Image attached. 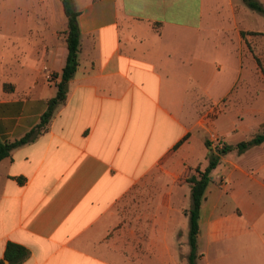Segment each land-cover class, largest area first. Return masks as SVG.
I'll return each mask as SVG.
<instances>
[{
    "label": "crops",
    "instance_id": "1",
    "mask_svg": "<svg viewBox=\"0 0 264 264\" xmlns=\"http://www.w3.org/2000/svg\"><path fill=\"white\" fill-rule=\"evenodd\" d=\"M73 1L81 42L66 103L47 132L0 162V259L13 242L30 252L21 264H188L179 208L191 189L174 198V179L152 175L162 164L188 174L219 147L207 141L235 146L264 133L248 17L241 25L234 0ZM15 13L0 6L1 141L39 124L68 54L47 23L33 55L32 26ZM209 107L224 110L210 120ZM198 243L202 264H264V143L213 170Z\"/></svg>",
    "mask_w": 264,
    "mask_h": 264
},
{
    "label": "trees",
    "instance_id": "2",
    "mask_svg": "<svg viewBox=\"0 0 264 264\" xmlns=\"http://www.w3.org/2000/svg\"><path fill=\"white\" fill-rule=\"evenodd\" d=\"M61 3L64 14L67 18V26L64 35L68 54L66 64L59 79L58 76H54V79H58L55 83L57 89L56 94L48 100V108L35 128L15 141H1L0 139V162L9 157L14 149L34 141L39 134L47 132L58 108L66 103L69 82L74 77L79 66L78 54L81 42L79 28L80 12L76 9L73 0H61ZM244 3L251 10L264 16V6L258 0H244ZM250 34L254 35L256 33ZM245 35L246 33L242 32V36L244 37ZM256 61L258 66H260L258 58H256ZM261 71L264 73V70L261 69ZM182 143L183 141H180L176 145V148ZM262 143H264V133L255 136L251 140L242 141L235 146L223 144L222 147H217L216 150H211L208 156V166L204 170H202L200 166H197L194 169V172L187 177L186 182L191 189V204L189 209L185 211V215L189 219L188 244L190 251L187 256L188 264H202V254L199 251L198 243L200 233V213L206 190L212 181L213 170L220 164L222 157L229 152L236 150L238 154H243L250 148L261 145ZM206 144L210 145L208 141ZM29 253V250L25 246L9 242L6 246L4 259H0V264H5L4 260H8L10 264H21L29 256Z\"/></svg>",
    "mask_w": 264,
    "mask_h": 264
},
{
    "label": "rangeland",
    "instance_id": "3",
    "mask_svg": "<svg viewBox=\"0 0 264 264\" xmlns=\"http://www.w3.org/2000/svg\"><path fill=\"white\" fill-rule=\"evenodd\" d=\"M258 1L261 2L264 6V0H258ZM227 3L228 1L226 0L225 4ZM8 4L10 5L13 4L16 6L15 18L17 20H24L25 22L30 23L32 26L31 46H32L33 55H34V50H37V48L41 47L42 39H45L44 43L46 42V34H43V31H46L45 26L47 25V23L54 24V26L57 28H55L53 31L57 32L60 35V37L65 38L64 32L67 26V18L64 14L61 0H0L1 7L2 6L5 7V5H8ZM246 8L247 6L244 5L243 0H234V10H235L236 19L242 25V23L247 22L246 19L248 17L247 26L248 28L253 29V33H256L250 36L249 45L253 52L255 61H256V58L259 59V62H260V66H258L259 69L264 70V16L253 10L252 11L249 10V14H248V12L243 11V9H246ZM216 14L217 13H214V15L212 16L214 18V21L218 20L215 17ZM225 14L226 16L231 15L230 21L233 19L231 9H229L228 11H225ZM49 32L51 31L49 30ZM36 59L37 58L32 60L33 69H34V66H38L39 64V62ZM48 85L50 87H53L50 84ZM223 110L224 109H221L219 107L217 108L214 107L213 109L209 107L208 108V119L215 120L219 116V114L223 113ZM205 137H206L205 135L201 136L203 142L205 140ZM194 142L197 144V146L199 145L201 146L199 136H196ZM209 143L213 145L216 144L217 146H221L223 144V142L220 140L209 141ZM208 156H207V161L202 162L199 165L202 170H204L208 166V163H209ZM162 165L158 171L154 172V174L152 175V178L160 182L161 185L167 183L168 180L174 179L175 183H171L169 185V188L175 191L173 192V197L177 199L186 198L188 196V193L187 192L183 193V191H187L188 187L190 189V186L186 182V179L191 173L194 172L195 167L192 168L187 174V170L185 172L183 169H178L177 166L173 167L172 171H167L169 167L168 166L162 167ZM148 179L151 181V178H148ZM184 187H186L187 189ZM139 190L145 191L146 189H144L143 187ZM162 191L163 189L161 188L160 192ZM147 199H148L147 200L148 202L147 204L145 203V209H144L145 212L149 211L150 210L149 207L151 206L149 202L150 197H147ZM189 204H190V201L189 199H187L185 202V206H188ZM185 206H180L179 208L180 214H183V213L185 214V211L189 209V208L186 209ZM126 222L129 224L128 227L130 228L134 226L135 220L127 219ZM185 233H186L185 237H183L182 239H184V241L188 243V237H189L188 229L187 231L185 230Z\"/></svg>",
    "mask_w": 264,
    "mask_h": 264
},
{
    "label": "built area",
    "instance_id": "4",
    "mask_svg": "<svg viewBox=\"0 0 264 264\" xmlns=\"http://www.w3.org/2000/svg\"><path fill=\"white\" fill-rule=\"evenodd\" d=\"M48 72V71H47ZM46 79L47 80H49V81H53L54 80V76L51 74V73H47L46 74ZM221 145V144H220ZM223 146V144L221 145V146H219V147H222Z\"/></svg>",
    "mask_w": 264,
    "mask_h": 264
},
{
    "label": "water",
    "instance_id": "5",
    "mask_svg": "<svg viewBox=\"0 0 264 264\" xmlns=\"http://www.w3.org/2000/svg\"><path fill=\"white\" fill-rule=\"evenodd\" d=\"M4 263H5V264H9V262H8V261H5Z\"/></svg>",
    "mask_w": 264,
    "mask_h": 264
}]
</instances>
